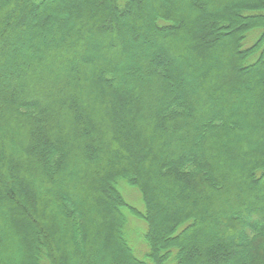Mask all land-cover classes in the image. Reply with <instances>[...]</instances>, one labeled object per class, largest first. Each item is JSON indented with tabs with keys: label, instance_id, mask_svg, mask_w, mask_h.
Returning <instances> with one entry per match:
<instances>
[{
	"label": "trees",
	"instance_id": "1",
	"mask_svg": "<svg viewBox=\"0 0 264 264\" xmlns=\"http://www.w3.org/2000/svg\"><path fill=\"white\" fill-rule=\"evenodd\" d=\"M209 1L0 0V264H264V0Z\"/></svg>",
	"mask_w": 264,
	"mask_h": 264
},
{
	"label": "rangeland",
	"instance_id": "2",
	"mask_svg": "<svg viewBox=\"0 0 264 264\" xmlns=\"http://www.w3.org/2000/svg\"><path fill=\"white\" fill-rule=\"evenodd\" d=\"M213 3V8L215 7V0H210L208 2V4L212 5ZM208 6V5H207ZM82 13V12H81ZM79 14L78 16H81L82 14ZM61 16H69L72 20L74 19V12L71 13H67V12H62L60 13ZM219 32H221V34H223V36H225L226 32L229 31V29H225V28H218ZM89 123V129H90V133H92V138H96L97 137V122L94 123V121H89L87 122ZM95 132V133H94ZM88 179L83 180V188L85 189L87 194H90L91 192V182L87 181ZM118 190L120 192V194L122 195L123 199L126 202V206H130L138 211H143L144 210V206L142 204L141 201V197L140 194L138 193V191L135 188H132L130 186H128L126 183H119L118 184ZM123 212L127 218V223L125 225V234L126 237L128 239V243L130 244V246L132 247V250L134 251V254L138 257V258H143L144 255L147 252V246L144 243V234L146 232V225L141 221L138 220L136 218H134L132 215H130L128 209L125 207L123 208ZM145 250L144 255L141 256V252H143ZM172 261L170 260L168 262V264H170ZM41 264H49V262H47V260L45 258H43L41 260Z\"/></svg>",
	"mask_w": 264,
	"mask_h": 264
}]
</instances>
